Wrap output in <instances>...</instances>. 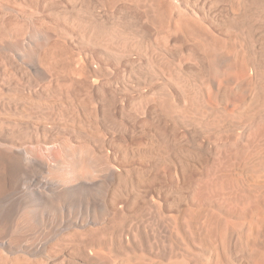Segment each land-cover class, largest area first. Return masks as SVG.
I'll return each mask as SVG.
<instances>
[{
    "label": "bare ground",
    "instance_id": "1",
    "mask_svg": "<svg viewBox=\"0 0 264 264\" xmlns=\"http://www.w3.org/2000/svg\"><path fill=\"white\" fill-rule=\"evenodd\" d=\"M0 264H264V0H0Z\"/></svg>",
    "mask_w": 264,
    "mask_h": 264
}]
</instances>
